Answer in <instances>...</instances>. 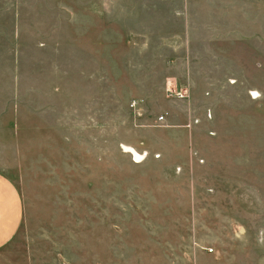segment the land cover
Returning <instances> with one entry per match:
<instances>
[{
    "label": "rangeland",
    "instance_id": "1",
    "mask_svg": "<svg viewBox=\"0 0 264 264\" xmlns=\"http://www.w3.org/2000/svg\"><path fill=\"white\" fill-rule=\"evenodd\" d=\"M137 1L0 0V264H264V0L193 46Z\"/></svg>",
    "mask_w": 264,
    "mask_h": 264
},
{
    "label": "crops",
    "instance_id": "2",
    "mask_svg": "<svg viewBox=\"0 0 264 264\" xmlns=\"http://www.w3.org/2000/svg\"><path fill=\"white\" fill-rule=\"evenodd\" d=\"M144 4L143 0L137 1V14L139 13L138 9L142 10L138 6ZM151 5H154L153 1ZM217 5H219L217 0H160V4L157 3L154 6L157 12L163 16H177L176 19L180 23L179 31L182 32L181 37L188 46H193L197 42L203 45L219 44L218 40H223L225 37L231 41L242 39L239 38L240 34L236 33V30H240L238 27H232L227 35L220 30H206L203 28V38H196L199 26L206 23L205 17L215 14V11L208 10V7L215 9ZM235 5L239 4L235 3ZM149 8L148 5L145 7V9ZM232 9L235 12L233 7ZM144 11L146 13L142 10L147 15V10ZM162 22L166 24V22ZM24 216L25 204L18 189L8 177L0 172V249L16 236L23 223Z\"/></svg>",
    "mask_w": 264,
    "mask_h": 264
},
{
    "label": "built area",
    "instance_id": "3",
    "mask_svg": "<svg viewBox=\"0 0 264 264\" xmlns=\"http://www.w3.org/2000/svg\"><path fill=\"white\" fill-rule=\"evenodd\" d=\"M175 96H176V92H175ZM176 97L179 98V99H183V98L186 97V94H185V92H184L183 94H178ZM135 106H136V102H132V104H131V108H134ZM161 119H162V118H161ZM142 158H143V157H142Z\"/></svg>",
    "mask_w": 264,
    "mask_h": 264
},
{
    "label": "bare ground",
    "instance_id": "4",
    "mask_svg": "<svg viewBox=\"0 0 264 264\" xmlns=\"http://www.w3.org/2000/svg\"><path fill=\"white\" fill-rule=\"evenodd\" d=\"M126 149V148H125ZM126 152L131 153L133 155V157L135 158V160L137 161L138 159L140 160V157L135 153V151H132L130 149H126ZM143 157V156H142ZM143 160V158L141 159Z\"/></svg>",
    "mask_w": 264,
    "mask_h": 264
}]
</instances>
